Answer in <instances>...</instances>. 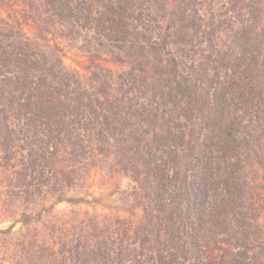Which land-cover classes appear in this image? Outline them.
Masks as SVG:
<instances>
[{
  "label": "trees",
  "instance_id": "obj_1",
  "mask_svg": "<svg viewBox=\"0 0 264 264\" xmlns=\"http://www.w3.org/2000/svg\"><path fill=\"white\" fill-rule=\"evenodd\" d=\"M95 169L140 222L55 213ZM263 180L264 0H0V264H264Z\"/></svg>",
  "mask_w": 264,
  "mask_h": 264
},
{
  "label": "rangeland",
  "instance_id": "obj_2",
  "mask_svg": "<svg viewBox=\"0 0 264 264\" xmlns=\"http://www.w3.org/2000/svg\"><path fill=\"white\" fill-rule=\"evenodd\" d=\"M2 13L13 20L20 19L24 31L29 36L36 33V27L30 21L22 20L20 16V7L14 6L10 9H2ZM50 42L57 45L61 50L65 64L79 71L82 75L89 74V59L87 54L78 48L73 41L61 37L51 36ZM108 64V61H105ZM264 185V180L263 183ZM133 181L129 176L123 173L108 174L104 170L95 169L87 186L83 189L70 190V196H84L86 202L73 204L66 201L56 205L55 213H70L78 211L79 213H117L126 217H131L136 223L140 222L143 217V209L139 206L133 196ZM264 197V190H263ZM264 216V201L262 210ZM0 207V227H6L12 224L14 217L9 216ZM21 227V223H16L15 228Z\"/></svg>",
  "mask_w": 264,
  "mask_h": 264
}]
</instances>
